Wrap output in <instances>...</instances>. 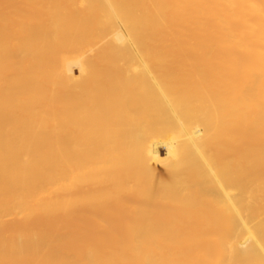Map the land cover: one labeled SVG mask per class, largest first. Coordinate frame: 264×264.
<instances>
[{"label": "bare ground", "instance_id": "obj_1", "mask_svg": "<svg viewBox=\"0 0 264 264\" xmlns=\"http://www.w3.org/2000/svg\"><path fill=\"white\" fill-rule=\"evenodd\" d=\"M260 169L264 0H0V264H264Z\"/></svg>", "mask_w": 264, "mask_h": 264}, {"label": "rangeland", "instance_id": "obj_2", "mask_svg": "<svg viewBox=\"0 0 264 264\" xmlns=\"http://www.w3.org/2000/svg\"><path fill=\"white\" fill-rule=\"evenodd\" d=\"M257 175H258L259 177L263 176V175H264V170H261V169L258 170ZM65 227H66V229H67L68 232H72V231H73V227L71 226V224L66 223V224H65Z\"/></svg>", "mask_w": 264, "mask_h": 264}]
</instances>
